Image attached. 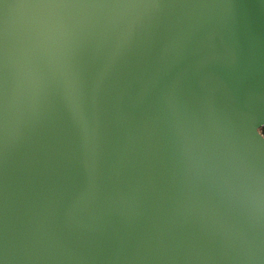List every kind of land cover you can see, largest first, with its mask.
<instances>
[{
    "label": "water",
    "instance_id": "obj_1",
    "mask_svg": "<svg viewBox=\"0 0 264 264\" xmlns=\"http://www.w3.org/2000/svg\"><path fill=\"white\" fill-rule=\"evenodd\" d=\"M264 0H0V264H264Z\"/></svg>",
    "mask_w": 264,
    "mask_h": 264
},
{
    "label": "trees",
    "instance_id": "obj_2",
    "mask_svg": "<svg viewBox=\"0 0 264 264\" xmlns=\"http://www.w3.org/2000/svg\"><path fill=\"white\" fill-rule=\"evenodd\" d=\"M262 131L264 132V128H262Z\"/></svg>",
    "mask_w": 264,
    "mask_h": 264
}]
</instances>
